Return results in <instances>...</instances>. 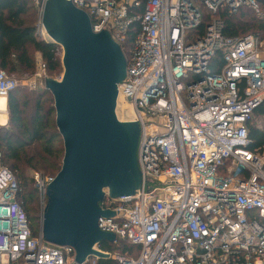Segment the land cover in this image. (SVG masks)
Listing matches in <instances>:
<instances>
[{"label": "built area", "instance_id": "built-area-1", "mask_svg": "<svg viewBox=\"0 0 264 264\" xmlns=\"http://www.w3.org/2000/svg\"><path fill=\"white\" fill-rule=\"evenodd\" d=\"M46 1L31 0L41 41L49 39ZM67 1L121 51L134 34L116 116L138 126L140 186L120 198L104 190L99 208L111 215L97 221L139 247L118 264H264V154L248 149V123L264 107V41L226 38L214 18L246 7L262 19L258 0ZM44 77L41 63L32 85ZM17 86L0 70V99ZM54 178L32 174L40 226ZM19 193L16 175L0 165V264H74L72 248L45 243L40 226L32 235Z\"/></svg>", "mask_w": 264, "mask_h": 264}, {"label": "water", "instance_id": "water-1", "mask_svg": "<svg viewBox=\"0 0 264 264\" xmlns=\"http://www.w3.org/2000/svg\"><path fill=\"white\" fill-rule=\"evenodd\" d=\"M42 23L45 42L62 49L61 79L47 81L45 90L53 98L64 156L47 188L40 229L45 243L72 248L74 264H85L106 256L97 245L115 241L97 226L99 217L111 215L99 208L104 190L120 198L139 189V130L116 116L126 60L109 34L93 33L88 15L67 0H47Z\"/></svg>", "mask_w": 264, "mask_h": 264}, {"label": "trees", "instance_id": "trees-1", "mask_svg": "<svg viewBox=\"0 0 264 264\" xmlns=\"http://www.w3.org/2000/svg\"><path fill=\"white\" fill-rule=\"evenodd\" d=\"M264 15V0H258ZM223 22L226 38L253 36L264 41V18L256 17L253 10L242 7L236 13L219 12L215 17ZM211 17L207 18L209 21ZM36 10L31 0H0V70L9 77L31 76L40 55L46 74L62 73V49L35 37ZM204 24V23H203ZM202 24V25H203ZM133 32L128 34L122 53L126 58L132 48ZM50 92L16 88L6 98L8 122L0 126V163L10 169L19 181L17 201L25 213L33 236L38 234L40 213L37 192L27 170H40L55 177L64 156L63 141L55 124V109ZM260 118L261 126L253 120ZM248 149L264 154V107L257 108L248 123ZM59 141V142H56ZM98 249L106 256L97 264H118L122 259L136 258L139 247L126 240L102 242Z\"/></svg>", "mask_w": 264, "mask_h": 264}, {"label": "rangeland", "instance_id": "rangeland-1", "mask_svg": "<svg viewBox=\"0 0 264 264\" xmlns=\"http://www.w3.org/2000/svg\"><path fill=\"white\" fill-rule=\"evenodd\" d=\"M35 60H36V68H35L34 74L36 72H38V70L40 69V64L42 63L41 57L38 54L36 55ZM62 73H63V71H62ZM62 73L60 74V76H55V77L54 76H49L48 74H46V77H44L43 79L38 80V82H36V86L32 85L33 84V80H31L32 77L34 76V74H32L31 76L27 75L25 77H20V78L13 77V78L17 81V84H18L17 87L18 88H23V89H27V90H36L37 91V90L45 89L46 82L49 81V80L50 81H59L61 79ZM5 113H6L5 115L7 117L6 123L4 125H0V126H6L7 125V122H8L7 108H6ZM253 122L257 126H261V124H262V121L260 120V118L254 119ZM56 142H59V141H56ZM0 165H1V163H0ZM33 173H38V174H40L42 176H46V177L51 175L50 172L49 173H44L43 171L34 170V169L27 170V174H28L30 179L32 178V174ZM38 209H39V213H40L39 206H38Z\"/></svg>", "mask_w": 264, "mask_h": 264}, {"label": "bare ground", "instance_id": "bare-ground-1", "mask_svg": "<svg viewBox=\"0 0 264 264\" xmlns=\"http://www.w3.org/2000/svg\"><path fill=\"white\" fill-rule=\"evenodd\" d=\"M5 99H0V123L5 122Z\"/></svg>", "mask_w": 264, "mask_h": 264}, {"label": "crops", "instance_id": "crops-1", "mask_svg": "<svg viewBox=\"0 0 264 264\" xmlns=\"http://www.w3.org/2000/svg\"><path fill=\"white\" fill-rule=\"evenodd\" d=\"M5 111H6V101H5ZM6 119H7V117H6V115H5V122L2 124V123H0V125H4L5 123H6Z\"/></svg>", "mask_w": 264, "mask_h": 264}]
</instances>
